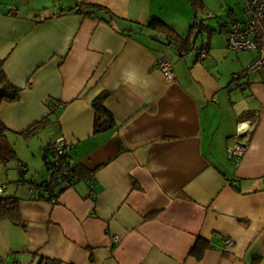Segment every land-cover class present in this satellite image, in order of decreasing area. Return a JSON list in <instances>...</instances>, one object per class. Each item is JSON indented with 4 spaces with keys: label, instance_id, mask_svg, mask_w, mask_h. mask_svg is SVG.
Instances as JSON below:
<instances>
[{
    "label": "crops",
    "instance_id": "crops-1",
    "mask_svg": "<svg viewBox=\"0 0 264 264\" xmlns=\"http://www.w3.org/2000/svg\"><path fill=\"white\" fill-rule=\"evenodd\" d=\"M227 12L224 41L180 55L148 24L186 39L199 14L188 0H0V71L20 90L0 106L19 160L0 164V188L25 226L0 221V264H264V71L234 80L255 55L227 48V26L246 21ZM217 56L232 73L213 75ZM102 95L115 125L94 133ZM57 138L81 178L51 204L27 186L48 178L42 150ZM236 145L246 150L233 162ZM198 238L201 260L189 256Z\"/></svg>",
    "mask_w": 264,
    "mask_h": 264
},
{
    "label": "built area",
    "instance_id": "built-area-1",
    "mask_svg": "<svg viewBox=\"0 0 264 264\" xmlns=\"http://www.w3.org/2000/svg\"><path fill=\"white\" fill-rule=\"evenodd\" d=\"M244 12L247 19L244 23L233 21L230 23L225 32L227 48L235 53L252 52L255 57L253 61L240 74L233 76L234 80L242 77H248L251 74L264 71V0H241ZM180 50L178 49V52ZM180 55H183L180 51ZM206 51L199 52V58L204 59ZM156 67L161 72L166 82H171L174 79L172 64L169 60L162 59L156 62ZM55 109L51 106L49 111ZM252 126L248 123L239 124V131L242 134L251 132ZM68 145L63 138H57L49 146L45 148L46 163L48 169L46 172L48 178L41 182L28 185V191L32 194H37L39 191L47 194L54 192L60 188H67L69 182L75 180L70 173L71 166L62 167L66 163V154ZM246 146L236 145L227 150L228 158L237 162L238 158L245 152ZM19 173H25L26 168H19ZM74 182V181H73ZM4 188H0V196H4ZM55 199H51L49 203L54 204ZM113 243H117L116 237H113ZM234 242L231 239H225L224 245L226 248H231Z\"/></svg>",
    "mask_w": 264,
    "mask_h": 264
},
{
    "label": "trees",
    "instance_id": "trees-1",
    "mask_svg": "<svg viewBox=\"0 0 264 264\" xmlns=\"http://www.w3.org/2000/svg\"><path fill=\"white\" fill-rule=\"evenodd\" d=\"M188 2L190 6L192 7L195 17L197 18V14L200 11H202L204 8L203 1L202 0H188ZM90 8L102 9L99 6H90ZM110 19L113 20L114 16L111 15ZM148 27L152 29H157L161 33H164L168 40V43L170 45H173L177 51L179 49L182 53H186L189 49L192 48L190 46V41L194 37L197 31L199 34H201L204 31H208L207 27L202 25V23L198 22L197 19H195L194 23H192V25L190 26L189 35L186 39L178 38L166 24H164L162 21L158 19H152L149 22ZM180 51L178 53H180ZM19 98H20V90L17 88H14L10 84L4 71L1 70L0 71V106L4 104L16 103L19 101ZM104 99H105L104 95L99 96L93 101V104H92L94 114H95V120H94V126H93L94 133H101V132L109 131L115 125L112 116L108 113V111L103 106ZM46 125H47L46 120L38 124H34L21 135L24 138L33 137L40 130L44 129ZM8 133L9 132L7 128L0 122V164H4V165L7 164L10 160L16 159V153L14 151L13 145L8 139ZM45 148L42 150L43 154L45 152ZM65 158H66V163L64 160L62 167L69 168L68 154H66ZM43 162H44V166L46 167V169H48L45 154H44ZM20 168H25V167H20ZM70 173L72 177H74L75 180H72V182L70 181L68 187H71L74 183L79 181V179L81 178L79 170L75 167H71ZM19 174L23 175L24 173H19ZM31 184H34V182L28 183V185H31ZM65 189L66 188H60L54 192H48L47 194H44V192L39 191L37 193V198H39L40 200L46 201V202H50L51 199L56 200L58 198V195ZM0 221L9 222L20 228L25 227L20 218L18 199L14 197H5V196L0 197ZM208 248H209V243L203 239L198 238L195 241L192 248L190 249L189 256L194 258L195 260H201L204 255V252ZM38 264H60V263L57 261L41 259Z\"/></svg>",
    "mask_w": 264,
    "mask_h": 264
},
{
    "label": "rangeland",
    "instance_id": "rangeland-1",
    "mask_svg": "<svg viewBox=\"0 0 264 264\" xmlns=\"http://www.w3.org/2000/svg\"><path fill=\"white\" fill-rule=\"evenodd\" d=\"M63 3L66 4L64 1ZM78 5L81 4V0H77ZM205 4V7L203 8L202 11L199 12L198 14V22L204 24H208L209 29L208 31H204L201 34H199L196 38V44H201L203 42H208V40H218L219 38L221 41H224L222 37H220V27L224 26V23H227L229 19L226 17V13L228 7L234 12H235V17L239 21H245L247 19V15L245 14L243 10V5L240 0H205L203 3ZM62 5V3L60 4ZM201 18V19H200ZM205 26V25H204ZM209 30H212L213 32H209ZM210 38V39H209ZM233 55V54H231ZM234 56V55H233ZM217 62L219 63L218 65H222V67L218 66V69H213L212 66L209 68L213 71V75H218V73L222 74H230L232 73V69H228L227 66L229 64L224 65L223 60H221V56H217L215 58ZM236 91V90H234ZM15 153H17V150H14ZM19 160L17 159V154H16V159L15 160H10L7 164V166L15 165L17 164ZM44 164V163H43ZM29 173L32 171L33 168L29 167Z\"/></svg>",
    "mask_w": 264,
    "mask_h": 264
},
{
    "label": "water",
    "instance_id": "water-1",
    "mask_svg": "<svg viewBox=\"0 0 264 264\" xmlns=\"http://www.w3.org/2000/svg\"><path fill=\"white\" fill-rule=\"evenodd\" d=\"M199 35V33H198V31L195 33V35H194V37L191 39V41H190V46L191 47H194V45H195V41H196V38H197V36Z\"/></svg>",
    "mask_w": 264,
    "mask_h": 264
}]
</instances>
